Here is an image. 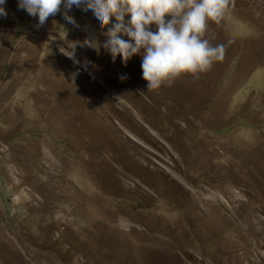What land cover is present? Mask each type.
Segmentation results:
<instances>
[{
	"label": "rangeland",
	"instance_id": "obj_1",
	"mask_svg": "<svg viewBox=\"0 0 264 264\" xmlns=\"http://www.w3.org/2000/svg\"><path fill=\"white\" fill-rule=\"evenodd\" d=\"M17 5L0 17V264H264V0H230L201 37L224 60L153 91L141 55L103 47L114 17L73 6L78 26L37 27Z\"/></svg>",
	"mask_w": 264,
	"mask_h": 264
},
{
	"label": "clouds",
	"instance_id": "obj_2",
	"mask_svg": "<svg viewBox=\"0 0 264 264\" xmlns=\"http://www.w3.org/2000/svg\"><path fill=\"white\" fill-rule=\"evenodd\" d=\"M5 3L0 0V17L7 16ZM229 4L230 0H18L17 7L38 17L37 27L58 13L67 23L78 26L69 14L73 6L91 11L101 29L114 17L115 23L103 33L107 37L103 47L113 62L120 56L125 66L134 55H141L142 78L147 81V91H153L170 87L185 73L199 78L214 62L224 60L226 45L212 46L201 37L207 21L219 23ZM126 16L130 18L126 20ZM65 44L60 52L79 64L76 49L80 42ZM84 44L99 51L98 42L85 40L80 46Z\"/></svg>",
	"mask_w": 264,
	"mask_h": 264
}]
</instances>
